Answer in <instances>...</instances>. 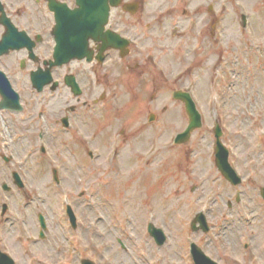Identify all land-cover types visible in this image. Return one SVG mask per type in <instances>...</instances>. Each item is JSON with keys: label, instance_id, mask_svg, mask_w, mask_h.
I'll use <instances>...</instances> for the list:
<instances>
[{"label": "rangeland", "instance_id": "1", "mask_svg": "<svg viewBox=\"0 0 264 264\" xmlns=\"http://www.w3.org/2000/svg\"><path fill=\"white\" fill-rule=\"evenodd\" d=\"M220 10L222 62L228 68L223 69L222 63L213 70L215 61L207 52L204 56L191 53L188 61L182 60L183 50L191 46L184 42L172 47V52L161 53L151 51L148 42L137 49L134 59L136 54L123 61L115 58L109 66V102L106 107L93 106L91 121L79 124V133L61 124L73 107L83 108L69 94L63 78L59 89L37 93L29 76L41 65L28 62L20 72L19 60L25 53L2 59L25 106L22 113L0 111V248L15 264H80L83 259L95 264H192L187 258L191 242L220 264H264V202L259 195L264 186V72L252 62L253 52L236 11L232 6ZM252 12L264 46V7ZM114 14L115 19L123 18L120 10ZM43 22L44 45L50 47L51 41L52 48L50 16L45 14ZM137 33L147 39L142 29ZM151 54L159 56L154 59L159 68L147 64ZM135 60L146 67L135 69ZM75 67L59 68L57 73L64 77ZM162 70L166 73L161 76ZM229 70L231 80L225 75ZM249 72L257 78L245 81L243 76ZM180 76L183 81L177 82ZM216 76L224 87L228 84L223 90L214 86ZM235 84L240 86L238 91ZM229 85L236 93L228 91ZM188 88L203 127L187 145L174 147L171 140L185 129L188 118L173 93ZM216 91L227 92V110L236 123L226 124L222 141L243 178L237 187L215 165ZM154 93L157 99L152 103ZM120 111L124 115L119 116ZM151 114L156 116L153 123H149ZM13 172L21 176L23 189L14 185ZM4 183L12 188L10 193L2 190ZM238 194L241 199L236 203ZM4 204L8 211L2 216ZM66 204L77 215L76 230L69 224ZM199 212L207 215L208 234L190 228ZM39 214L47 220L44 239H40ZM149 223L164 230V246L158 247L149 236ZM248 240L259 255L245 250Z\"/></svg>", "mask_w": 264, "mask_h": 264}, {"label": "flooded vegetation", "instance_id": "2", "mask_svg": "<svg viewBox=\"0 0 264 264\" xmlns=\"http://www.w3.org/2000/svg\"><path fill=\"white\" fill-rule=\"evenodd\" d=\"M61 1L70 8H75V0H71L70 2ZM226 1H230L232 4L236 0ZM241 1L252 15L253 8L258 10L261 6L264 7V0ZM2 2L5 3L7 15L13 25L18 31L24 32L28 37V40L25 41L24 49L11 52L5 57L25 53V56L19 60L20 64L18 63L20 72L25 71L22 69V65L27 66L28 62H31L33 66L39 64L41 65L40 67H44L46 59L50 56L56 45L52 31L50 34V37H52V48L51 41L49 42L50 47L44 45L46 28L43 20L45 14L50 16L52 21L50 30H53L54 27L53 14L50 13L47 2L45 0H18V2L2 0ZM37 5H40L41 9ZM220 8V0H121L120 7L112 10L108 28L120 34L123 38L130 40V45L128 46V53L124 57L121 51L111 52L117 53L121 61H123L132 54H136L132 56L133 59L136 58L137 52H140L137 49L144 47L145 44L148 46V42L152 43L153 49L151 51L159 53L166 49V52H172V47L184 42L186 45H191L186 46L187 48L192 47L203 56L206 52L208 54L211 53L213 61H215V68H218L219 63H221ZM31 9L32 11L33 9L37 11L31 12ZM116 10L122 12L123 18L115 19L114 11ZM126 10H135L136 12L133 13ZM139 29H142L143 35L147 36L145 41L138 35ZM4 31V27L0 25V34ZM31 43H34V59H30L28 55V47ZM102 46L103 41L96 42L91 40L89 42V50L92 53V60L72 62L76 67L71 69L69 73L76 78L82 94L80 97H76L69 90L70 95L79 102L78 104H82L84 109L73 107L70 110V115L67 117L71 125L79 127V124L85 125L88 122L87 120L91 121L93 105L101 108L108 97L109 54L105 53L103 55V61L98 60ZM49 50L50 54L46 57L45 53ZM5 57L0 59V65L2 64V59ZM152 59L153 56L147 60L149 66H152ZM133 64V67L137 70L141 67H146L145 63L142 66L140 60H135ZM8 67L12 69L13 66ZM126 68L129 69L130 67ZM0 69L8 74L10 73L4 66L0 67ZM143 73L145 74L146 70ZM58 74L57 77L60 78L61 76ZM19 80H22V78ZM137 80L139 81V77ZM135 83L138 82L135 81ZM151 83H153L152 80ZM118 94L120 95L121 93ZM154 100L155 95L152 98V101ZM77 113L83 114V116ZM78 117H84V119L80 120Z\"/></svg>", "mask_w": 264, "mask_h": 264}, {"label": "water", "instance_id": "3", "mask_svg": "<svg viewBox=\"0 0 264 264\" xmlns=\"http://www.w3.org/2000/svg\"><path fill=\"white\" fill-rule=\"evenodd\" d=\"M119 1V0H118ZM117 0H77V4L80 6L74 12L68 11L66 14L68 16L64 17L63 10L60 8H54L55 4L51 3V9L57 14V19L61 24V33L57 36L58 46L55 49L54 59L55 63L51 62L52 66H58L68 63L72 59L79 57L83 58L87 54L85 47L80 44L84 41L93 38L96 39L101 37L104 26L106 25L109 17L110 5H117ZM53 2V0H51ZM1 22L7 25L8 33L4 35L3 40L0 42V56L9 52L10 49H15L20 46L18 41L20 36L15 32L10 30V25L8 20L4 17ZM73 36V37H72ZM114 35L109 33V41L105 44L106 47H124L122 40L118 37H113ZM32 81L34 87L41 92L44 86L48 85L52 81L50 75V69L46 72L39 71L32 75ZM69 83V81H68ZM0 94L3 96L4 100L0 104V108H8L10 110H21L19 104V95L12 89L10 83L7 81L6 77L0 73ZM174 99L180 100L185 104V109L189 117V125L187 129L179 134L175 140L176 143L182 144L187 143L191 137L192 132L201 128L202 121L201 116L196 110V106L192 101L191 97L187 93L176 92L174 94ZM221 130L216 129L217 138V153H216V164L218 169L222 174L233 184L240 183V180L236 177L234 171L231 169L228 163V152L224 149L220 142ZM15 183L22 187V183L17 174H14ZM5 190L8 187L4 185ZM264 196V193H263ZM6 207L4 208V210ZM71 221L74 224L76 219L71 210H69ZM196 221L200 222L201 228L204 231H208L207 223L203 215H199ZM42 227L45 228L44 219H41ZM150 233L155 237L157 243L162 245L165 242V236L162 231L151 227ZM193 255L196 264H216L195 245H193ZM0 264H14L6 255L0 252ZM83 264H93L90 261H84Z\"/></svg>", "mask_w": 264, "mask_h": 264}]
</instances>
